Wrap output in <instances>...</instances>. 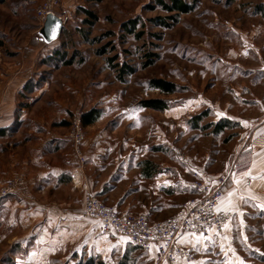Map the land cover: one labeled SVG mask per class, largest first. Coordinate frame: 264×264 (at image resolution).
Listing matches in <instances>:
<instances>
[{
    "label": "rangeland",
    "instance_id": "obj_1",
    "mask_svg": "<svg viewBox=\"0 0 264 264\" xmlns=\"http://www.w3.org/2000/svg\"><path fill=\"white\" fill-rule=\"evenodd\" d=\"M186 1L192 10L179 13L158 0H60L65 25L46 45L36 17L39 0H0V114L10 116L0 133V189L24 177L0 199V264L47 263L28 255L39 247L26 142L33 120L71 121L93 109L101 116L96 125L151 137L165 162L191 160L192 179L196 172L219 171L258 137L264 119V12L255 7L264 0ZM123 65L132 71L120 78ZM48 67L58 72L54 89L41 88ZM158 78L175 82L177 90L152 88L151 79ZM148 98H161L168 108L143 107ZM57 102L64 106L47 110ZM221 119L233 128L214 131ZM247 232V264H264V225L248 226Z\"/></svg>",
    "mask_w": 264,
    "mask_h": 264
},
{
    "label": "crops",
    "instance_id": "obj_2",
    "mask_svg": "<svg viewBox=\"0 0 264 264\" xmlns=\"http://www.w3.org/2000/svg\"><path fill=\"white\" fill-rule=\"evenodd\" d=\"M261 45L264 47V42ZM48 69L46 76H42L41 88L54 89L58 72L55 68ZM27 76L22 77L23 86ZM59 104L64 106L62 102ZM59 104H48L47 110L53 111ZM8 116L0 114V133L10 123ZM100 118L84 125V160L77 155L68 136L70 120L66 117L33 120L26 136L34 241L39 244L34 248V257L45 263L50 264L53 259L56 264H149L156 256L155 247L146 252L135 243L121 240L126 237L121 233L102 235L99 221L83 214L84 198L92 193L116 210L162 221L195 193L191 160L165 162L161 159V147L151 137L143 139L133 128L96 125ZM262 133L264 119L255 135ZM255 150L248 165L233 171L221 198L226 201L227 192L236 190L232 201L237 210L230 211L229 227L219 235L210 234L214 243H209L206 251H196L188 242L191 239L195 243L189 235L195 232L180 233V242L195 254L193 261L225 264L227 253L230 264H239L240 260L247 264V227L264 225V208L259 207L264 205V145ZM234 158L225 161L219 171L204 172V177L211 183L217 181L221 173L231 169ZM14 203L9 202L12 207ZM204 243L207 241L201 243V248ZM221 243L225 245L223 251ZM230 249H234V255ZM177 264L189 262L180 260Z\"/></svg>",
    "mask_w": 264,
    "mask_h": 264
},
{
    "label": "built area",
    "instance_id": "obj_3",
    "mask_svg": "<svg viewBox=\"0 0 264 264\" xmlns=\"http://www.w3.org/2000/svg\"><path fill=\"white\" fill-rule=\"evenodd\" d=\"M60 0H39L36 8L38 21H43L49 15H58L63 21L64 16L57 10ZM82 115L75 114L70 121L69 138L77 155L82 160V144L84 142L85 127L82 123ZM264 145V133L254 138L247 145L239 148L231 169L221 173L215 184L208 181L203 174L196 172L193 179L195 193L186 199L175 212L162 221H151L146 215L116 210L106 201L97 195L89 193L84 198L83 214L93 217L99 221V228L102 235L123 234L130 238L142 250L149 252L155 247V258L149 264H177L180 260L192 262L195 258L194 252L184 246L179 236L181 232L204 233L205 236L211 233L221 234L224 230L223 224L228 223L232 218L229 211L216 212L215 207L224 196V191L229 183V177L235 169L248 165L254 156L255 148ZM23 175L15 176L0 189V199L15 192L16 184L23 182ZM209 228L212 231H209Z\"/></svg>",
    "mask_w": 264,
    "mask_h": 264
},
{
    "label": "trees",
    "instance_id": "obj_4",
    "mask_svg": "<svg viewBox=\"0 0 264 264\" xmlns=\"http://www.w3.org/2000/svg\"><path fill=\"white\" fill-rule=\"evenodd\" d=\"M159 3L161 4V6H163L166 10L168 11H174L176 10L177 12H188L190 10H192L193 5L189 4L186 0H170V2H165L163 0H158ZM232 1V0H228ZM255 12L256 13H263L264 12V4L263 3H258V5L255 7ZM90 15H93V13H90ZM173 15H171L172 17ZM132 24L135 26V22L133 21ZM128 29L129 30H133V28H131V24L129 25L127 23ZM43 41V39H42ZM44 42V41H43ZM56 53H58V51H55ZM152 59L150 58L148 60V62H146V64H150L152 61ZM71 61H66V64H70ZM117 66V65H116ZM130 66H126L123 65L121 66L119 69V77L123 78V74L124 73H128L129 71H132V68H129ZM129 68V70H128ZM150 86L154 89H159L161 92L165 93V94H172L173 92H175L177 90V85L175 82H171L162 78H158V79H151L150 81ZM141 105L143 107H148L151 109H155V110H166L168 108V104L165 100L159 98H148V99H144L141 101ZM100 115L96 113L95 110L90 109L86 112L83 113L82 115V123L83 126L94 122ZM234 123L232 124L231 121H229L228 119H221L219 120L215 125H214V131L218 132V131H222L225 128H233Z\"/></svg>",
    "mask_w": 264,
    "mask_h": 264
},
{
    "label": "snow or ice",
    "instance_id": "obj_5",
    "mask_svg": "<svg viewBox=\"0 0 264 264\" xmlns=\"http://www.w3.org/2000/svg\"><path fill=\"white\" fill-rule=\"evenodd\" d=\"M242 123H246V122H243ZM194 171V170H193ZM234 182H237L235 180V177H234ZM212 183H216L215 180L212 181ZM235 189H232L230 191L227 192V200L224 201V200H221L220 202L217 203L216 207H215V211L220 213V212H224V213H227L229 211H236V205L233 203L232 201V197L233 195L235 194ZM243 199V198H241ZM247 202V201H245ZM259 207L261 208H264V205H259ZM242 222V221H241ZM223 227L224 228H228L229 225L227 223L223 224ZM209 231L211 232L212 229L209 228ZM191 237H194L195 239V243H193V241L190 239L188 242L189 243H192L193 245V248L196 250V251H202V250H208V244L209 243H214V240H213V237L211 235H208V236H205L204 233H191L189 234ZM217 235H219V233H217ZM121 240H123L125 243L129 242L130 241V238L129 237H121L120 238ZM223 239H227V237H223ZM246 239V238H245ZM203 241H207V243H204V246L203 248H201V243ZM225 245L223 243L220 244V249L221 251H223ZM54 250V249H53ZM233 253V255L235 254V251L234 249H230ZM97 251H99V249H97ZM29 256H34L35 255V252H31V253H28ZM17 264H22L21 261H17ZM189 264H204L203 261H192V262H189ZM225 264H230V262L228 261L227 259V253H225ZM239 264H244V261L243 260H240L239 261Z\"/></svg>",
    "mask_w": 264,
    "mask_h": 264
},
{
    "label": "water",
    "instance_id": "obj_6",
    "mask_svg": "<svg viewBox=\"0 0 264 264\" xmlns=\"http://www.w3.org/2000/svg\"><path fill=\"white\" fill-rule=\"evenodd\" d=\"M64 25V21L58 15H49L41 24L39 35L45 43L53 42L61 34Z\"/></svg>",
    "mask_w": 264,
    "mask_h": 264
}]
</instances>
